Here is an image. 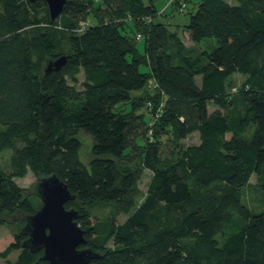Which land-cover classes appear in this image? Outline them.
Segmentation results:
<instances>
[{"label": "trees", "instance_id": "16d2710c", "mask_svg": "<svg viewBox=\"0 0 264 264\" xmlns=\"http://www.w3.org/2000/svg\"><path fill=\"white\" fill-rule=\"evenodd\" d=\"M233 1L200 0L180 34L154 19L162 11L150 1L66 0L51 20L44 0H0V152L10 150L0 224L36 210L15 181L30 170L55 174L74 195L65 207L97 253L87 264H264V212L239 195L255 175L264 199V0ZM92 10L98 20L80 30ZM61 55V68L44 72ZM235 73L239 94L228 90ZM142 125L133 160L128 136ZM78 130L92 139L89 166ZM168 132L198 142L162 156L157 139ZM104 202L113 214L98 217L90 207ZM117 210L127 213L120 222ZM25 238L9 234L1 264H49Z\"/></svg>", "mask_w": 264, "mask_h": 264}, {"label": "rangeland", "instance_id": "374dc122", "mask_svg": "<svg viewBox=\"0 0 264 264\" xmlns=\"http://www.w3.org/2000/svg\"><path fill=\"white\" fill-rule=\"evenodd\" d=\"M145 3L147 2H153L156 10L162 11V13H158L156 18H154L156 21H162L165 22L168 27L172 30H177L180 34H182L183 25L186 24L189 20L190 14L195 10L197 2L200 0H188L186 2V6L183 8L182 11H179L178 9H175L172 4H167L168 0H143ZM230 3H234L233 0H226ZM97 13L92 10L87 14V16L84 18L89 23H94L97 21ZM187 45H189L191 48L202 49L205 46V43L195 44L192 45L190 41H185ZM137 44L139 48L142 50L143 47V40H137ZM141 70H145V66H140ZM82 80V75H79V82ZM243 85V75L235 73L231 79L228 80V90L233 91V94H239V92L242 89ZM77 87L80 88V84L77 85ZM151 88V87H149ZM210 109H213V106H210ZM144 125L138 126L136 128V135H134L135 132H133L132 136H128L127 140V146H126V156L131 157V159L135 160L137 158V142H141L145 130ZM137 127V126H136ZM149 128V129H148ZM138 129V130H137ZM147 135H151V127H147ZM158 134V131H157ZM77 136L80 140L81 146L79 150V157L82 160V162L89 166V161L91 158V146H92V139L89 135L85 134L83 131L78 130ZM132 138V139H131ZM157 140L161 142V150H162V156L169 157L171 152H174L177 148L193 144L198 142V135L197 133H192L191 135H188L187 137L183 139H176L171 134V132H168L167 135H158ZM9 156H10V150L4 149L0 152V170L1 171H7L9 167ZM132 161V160H131ZM150 172L149 170H143L141 171V176L137 181V193L135 196L136 202H139L144 194V191L146 189V184L149 180ZM16 183L22 187L23 184L31 182V181H37V177L28 170L27 174L23 177H18L15 179ZM23 188V187H22ZM31 190V189H30ZM31 192V191H30ZM241 197V201L253 212V213H259L264 212V199L262 197L260 188L257 184V180L255 175H252L249 179V183L247 186L242 188L239 193ZM36 199V200H35ZM35 200V201H34ZM30 201L35 209H38L41 205L40 200L35 194H32L30 196ZM90 209H92V212L96 214L98 217H106L111 216L113 214V203L112 202H104L103 204L91 206ZM127 217L126 212H120L116 211V214H114V218L117 222H120L124 220ZM17 218V217H15ZM22 226L21 222H13L0 224V244L3 245V243H7L9 239V234ZM111 243L109 242L108 245ZM17 255V251H14L10 254V258L14 259ZM3 262V260L0 258V264Z\"/></svg>", "mask_w": 264, "mask_h": 264}, {"label": "water", "instance_id": "95a60500", "mask_svg": "<svg viewBox=\"0 0 264 264\" xmlns=\"http://www.w3.org/2000/svg\"><path fill=\"white\" fill-rule=\"evenodd\" d=\"M51 20L62 13L66 0H44ZM65 55L47 59L44 72L58 71L65 62ZM41 205L24 216L20 232L26 235L22 245L31 251L41 250V259L49 264H87L97 256L78 225L77 209L66 208L65 203L74 199L66 184L55 174L42 176L31 188Z\"/></svg>", "mask_w": 264, "mask_h": 264}, {"label": "built area", "instance_id": "2783aa9c", "mask_svg": "<svg viewBox=\"0 0 264 264\" xmlns=\"http://www.w3.org/2000/svg\"><path fill=\"white\" fill-rule=\"evenodd\" d=\"M173 1H174V0H168L167 4H171ZM184 7H185V3L182 2V3H181V6L179 7V11H182ZM147 19H149V18H147ZM86 25H87V22H82V23H81V26H80V30L83 29ZM135 37H136L137 40H140V39L142 38V35H141L140 33H137ZM158 115H159V114H158L157 112L153 115L152 119L148 122V126H151L153 120H154L155 117H157Z\"/></svg>", "mask_w": 264, "mask_h": 264}, {"label": "clouds", "instance_id": "9594fccd", "mask_svg": "<svg viewBox=\"0 0 264 264\" xmlns=\"http://www.w3.org/2000/svg\"><path fill=\"white\" fill-rule=\"evenodd\" d=\"M36 184L35 181H31L22 185L23 188L30 190Z\"/></svg>", "mask_w": 264, "mask_h": 264}, {"label": "crops", "instance_id": "0c3cea01", "mask_svg": "<svg viewBox=\"0 0 264 264\" xmlns=\"http://www.w3.org/2000/svg\"><path fill=\"white\" fill-rule=\"evenodd\" d=\"M136 47H137V49H138V51L140 52V53H142L143 52V47H142V50L139 48V46H138V44L136 43ZM141 92H143V90L141 91V90H139V91H137V92H135V94H139V93H141Z\"/></svg>", "mask_w": 264, "mask_h": 264}]
</instances>
